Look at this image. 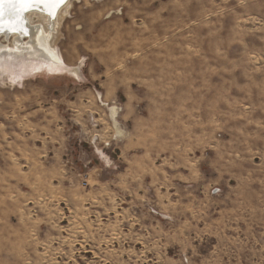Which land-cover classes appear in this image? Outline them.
I'll return each mask as SVG.
<instances>
[{
	"label": "rangeland",
	"instance_id": "obj_1",
	"mask_svg": "<svg viewBox=\"0 0 264 264\" xmlns=\"http://www.w3.org/2000/svg\"><path fill=\"white\" fill-rule=\"evenodd\" d=\"M50 44L79 76H0V264H264V0H70Z\"/></svg>",
	"mask_w": 264,
	"mask_h": 264
},
{
	"label": "bare ground",
	"instance_id": "obj_2",
	"mask_svg": "<svg viewBox=\"0 0 264 264\" xmlns=\"http://www.w3.org/2000/svg\"><path fill=\"white\" fill-rule=\"evenodd\" d=\"M69 6L70 0H63V3L33 0L30 4L4 0L0 5V38H12L13 41L12 46L0 43V76L18 84L26 77L42 72L79 76V68L68 66L55 45L50 44ZM32 18H41L44 26L29 25Z\"/></svg>",
	"mask_w": 264,
	"mask_h": 264
},
{
	"label": "snow or ice",
	"instance_id": "obj_3",
	"mask_svg": "<svg viewBox=\"0 0 264 264\" xmlns=\"http://www.w3.org/2000/svg\"><path fill=\"white\" fill-rule=\"evenodd\" d=\"M9 3H20V4H30L33 0H8ZM51 2L55 3L56 0H51ZM60 3H63V0H59ZM4 3V0H0V5ZM0 15H2V11H0Z\"/></svg>",
	"mask_w": 264,
	"mask_h": 264
}]
</instances>
